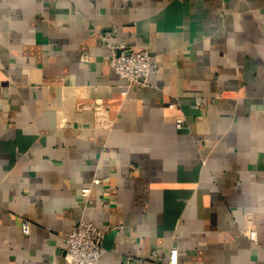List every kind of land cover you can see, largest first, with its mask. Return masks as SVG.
<instances>
[{"label": "crops", "instance_id": "1", "mask_svg": "<svg viewBox=\"0 0 264 264\" xmlns=\"http://www.w3.org/2000/svg\"><path fill=\"white\" fill-rule=\"evenodd\" d=\"M80 219L98 264H264V0H0V264H72Z\"/></svg>", "mask_w": 264, "mask_h": 264}, {"label": "built area", "instance_id": "2", "mask_svg": "<svg viewBox=\"0 0 264 264\" xmlns=\"http://www.w3.org/2000/svg\"><path fill=\"white\" fill-rule=\"evenodd\" d=\"M112 33V30H106L103 33V39L107 41L111 49V65L129 83L140 87L150 85L151 54L149 50L144 46L134 45L124 39L108 41V37ZM201 102V97H198L196 105ZM170 105L174 106L175 103L171 102ZM184 123L185 117H177L176 125L178 127H182ZM99 181V178L94 179V182ZM90 190V186L83 188L86 195L90 193ZM22 227L25 233H30V220L25 219ZM104 234L105 230L93 221L85 219L74 221L65 235L64 256L66 260L72 264H98L101 255L105 252L103 246ZM153 253H157V249H153ZM166 264H179L177 248H172Z\"/></svg>", "mask_w": 264, "mask_h": 264}]
</instances>
